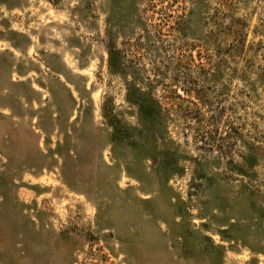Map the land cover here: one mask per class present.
<instances>
[{"label":"rangeland","instance_id":"obj_1","mask_svg":"<svg viewBox=\"0 0 264 264\" xmlns=\"http://www.w3.org/2000/svg\"><path fill=\"white\" fill-rule=\"evenodd\" d=\"M0 264H264V0H0Z\"/></svg>","mask_w":264,"mask_h":264},{"label":"trees","instance_id":"obj_2","mask_svg":"<svg viewBox=\"0 0 264 264\" xmlns=\"http://www.w3.org/2000/svg\"><path fill=\"white\" fill-rule=\"evenodd\" d=\"M172 1H174V0H172ZM150 6H151V8H153L151 10L155 11V8L157 7V4L152 2V4ZM174 15L175 14L169 15V17L170 18H173ZM165 17L166 18L163 20L164 23H167V22H169V20H171V19L167 18L168 16H165ZM179 23H181V22L180 21L178 22L179 27H181ZM158 32L159 33H162L160 30ZM177 95L180 98L182 97L180 94H177ZM137 99H138V102L137 103H138V105L140 107V110H141L142 114L145 115V116H147V117H149V118H151L152 117L151 112H150L151 111L150 110L151 108H149V107H151L152 104L158 102V101H156L157 99H151L152 101L150 100V102H147V100L144 99V98H137ZM152 119H154V118H152Z\"/></svg>","mask_w":264,"mask_h":264}]
</instances>
